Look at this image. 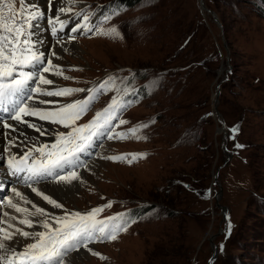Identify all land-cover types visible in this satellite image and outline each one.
Wrapping results in <instances>:
<instances>
[{"label": "rangeland", "instance_id": "rangeland-1", "mask_svg": "<svg viewBox=\"0 0 264 264\" xmlns=\"http://www.w3.org/2000/svg\"><path fill=\"white\" fill-rule=\"evenodd\" d=\"M27 3L45 8H39L45 14L60 7L55 0ZM111 5L126 8L105 25L117 26L122 38L75 33L78 38L61 50L64 75L72 79L59 78L54 88H92L110 74L125 79L135 89L127 99L137 102L123 114L128 123L116 131L148 124L140 133L147 139H104L95 155L84 157L92 162L86 172L90 179L53 197L82 213L112 202L100 219L130 213L136 222L115 241L89 245L106 260L81 249L87 259L77 255L70 264H210L215 252L213 264H264V0H76L70 24L81 9L94 12L95 21ZM45 16L38 27L47 22ZM72 26L58 35L67 38ZM46 29L48 44L36 34L33 39L51 58L55 38L51 26ZM220 83L217 110L224 126L214 116ZM113 95L99 96L78 123L90 121L94 108L101 111ZM233 128L238 129L234 138ZM122 154L144 158L131 164L100 158ZM29 195L46 210L63 214ZM217 196L226 211L217 206Z\"/></svg>", "mask_w": 264, "mask_h": 264}, {"label": "snow or ice", "instance_id": "snow-or-ice-1", "mask_svg": "<svg viewBox=\"0 0 264 264\" xmlns=\"http://www.w3.org/2000/svg\"><path fill=\"white\" fill-rule=\"evenodd\" d=\"M49 3L51 5L52 0ZM74 3L76 0H67V6L59 7L56 15L48 18L51 35L57 45L63 47L65 43L76 40L78 37L75 33L85 36L92 33L114 40L122 38L117 26L105 27L115 16L126 10L117 5L109 6L110 10L95 21L93 17L96 14L86 8L75 12L71 34L67 38L58 35L72 22L73 17H61L72 12ZM44 16L42 10L29 5L27 0H0V126L10 129L2 134L8 138L4 149L7 153L5 175L12 178L14 185L30 189L31 193L52 209H62L63 214L46 210L17 186H12V195L0 201V207L11 209L19 215H12L8 211L0 213V264H70L68 258L81 249L88 250L92 256L104 261L107 258L90 249L89 245L117 240L120 233L126 232L136 222L135 217L130 213H119L100 219L101 213L112 208V202L84 213L69 211L58 202V198L47 194V186L52 185L51 191L55 192L57 187L71 186L74 181L84 184L80 176L81 169H88L84 157L95 155L94 149L102 147L104 139L146 140L147 136L140 133L149 125L140 124L128 132L116 131L128 123L122 118L123 114L137 101L127 99L135 89H130L127 81L115 74L108 75L87 89L42 87L55 83L45 74L62 77L64 80L72 79L64 75V70L54 65L52 59L40 51L38 45L42 42L33 39L35 33L32 29L38 27L36 22ZM64 50L68 51L66 48ZM51 56L57 57V53L53 51ZM118 80L123 87L118 86ZM109 92L115 93L110 102L101 111H97L90 121L79 124L94 107L98 97ZM78 93L87 95L69 102L41 99L64 98ZM35 121L57 127L46 128L44 123ZM24 126L39 135H29ZM231 132L234 138L238 129L233 128ZM45 136L54 137V141L42 142L40 138ZM13 148H19L22 154L12 152ZM100 158L131 164L144 156L122 154ZM0 159H4V153H0ZM0 191H4L2 185ZM230 229L229 224V232Z\"/></svg>", "mask_w": 264, "mask_h": 264}, {"label": "bare ground", "instance_id": "bare-ground-1", "mask_svg": "<svg viewBox=\"0 0 264 264\" xmlns=\"http://www.w3.org/2000/svg\"><path fill=\"white\" fill-rule=\"evenodd\" d=\"M40 2H41V4H43V1L44 0H39ZM63 2V3H62ZM55 3H57V5H59L60 7H62V5L63 6H67V0H55ZM40 4V5H41ZM45 5V4H44ZM39 8H43V7H39ZM59 8V7H58ZM58 8H56V10L58 9ZM43 9H45V8H43ZM55 8H53V10H54ZM71 13H73V12H69L66 16H62L61 18L62 19H68L69 17H71L70 16V14ZM46 16H45V18H46V20L48 21V18L49 17H54V16H52V15H56L55 14V12H51V13H49V14H45ZM38 22V21H37ZM42 23H41V26L39 25V27L37 28H34V31H35V34L37 35V37H40L41 38V40H44V42H45V45L46 44H48V41L46 40V38H47V29H46V31H45V27L47 26V28H48V22H46L45 20H43V21H41ZM72 24H73V22H72ZM72 24H70L69 23V25H68V28L70 27V26H72ZM50 36V35H49ZM54 45V49H53V51H55L56 53H57V57H59V58H57V57H53V56H51V59H52V61H53V58L55 59V62H57V64L60 66V68H62L63 67V63H62V58H61V55L63 54L62 52H61V50L63 49V47H65L68 43H65L64 45H63V47H61L60 45H57L56 44V40L54 39V41L52 42ZM52 43H51V45H52ZM71 47H72V45H70ZM70 47V48H71ZM69 48V49H70ZM72 50H74V48H72ZM52 53V52H51ZM50 53V54H51ZM46 76H48V78H50V79H52L54 82H55V84H58L59 83V81H58V79L59 78H62V77H57V78H52V75H50V74H45ZM60 80V79H59ZM46 87H48V88H54V85H51V86H46ZM56 87H57V85H56ZM48 99H52V98H48ZM55 99H57L58 100V98H55ZM26 119H30V118H26ZM30 120H32V119H30ZM9 123H12V124H15V122L14 121H10ZM44 126H46V125H44ZM26 128V126H24V129ZM10 131V129H3L2 128V126H0V153H4V159H0V166L1 165H4L5 164V159H6V157H7V153L6 152H4V149H5V147L7 146V142H5L4 143V141L6 140L7 141V137H5L4 135H2L3 133H5V132H9ZM221 131V133H222V131L223 130H220ZM12 135H16V133H13ZM22 139V138H21ZM46 143V142H45ZM12 152H14V153H17V154H22V152L20 151V149L19 148H13L12 150H11ZM2 161H3V163H2ZM92 163V162H91ZM91 163H89L88 164V168L92 165ZM3 168V167H2ZM88 170V169H87ZM87 170L85 171V169H83V170H80V176H81V178L82 179H85V180H87V179H90L88 176H87ZM6 167L4 166V168L1 170L0 169V185H2L3 187H4V191H0V201H3V200H6V198L7 197H9V196H11L12 195V193H11V191H10V188L12 187V186H17L18 188H19V190L21 191V192H24L25 194H27L28 196H29V198H30V195L29 194H33L34 196H35V194L34 193H31L30 191V189H25V188H23L22 186H18V185H14V181L12 180V178L11 177H7L6 175H5V173H6ZM77 183H79V182H76V181H74L73 182V184L71 185V186H65V187H57V190L55 191V192H52L51 191V189L53 188V186L52 185H48L47 187H48V189H49V191H48V193H51L52 195H54V194H56L58 191H63V190H65V189H67L66 191L67 192H74L75 191V187H77ZM80 185V184H79ZM43 187V186H42ZM62 194V193H61ZM72 194V193H71ZM36 197V196H35ZM74 197V196H73ZM28 207V206H27ZM30 208V207H29ZM3 211H8L10 214H12V215H19V214H16V213H14V211L13 210H11V209H7V208H4V207H0V213H2ZM20 227V226H19ZM30 231H31V229H29ZM28 241H24V243H27ZM82 252H84L85 250H81ZM79 253H81L80 251L79 252H77V253H75V254H72L68 259H69V261H70V263H71V259H74L75 260V258H76V256L78 255V258L79 259H82V258H86V256L84 255V257H83V255L81 256V254H79ZM87 259V258H86ZM85 261H90V260H85ZM82 263H84V259H83V262Z\"/></svg>", "mask_w": 264, "mask_h": 264}, {"label": "water", "instance_id": "water-1", "mask_svg": "<svg viewBox=\"0 0 264 264\" xmlns=\"http://www.w3.org/2000/svg\"><path fill=\"white\" fill-rule=\"evenodd\" d=\"M200 1L202 2V0H200ZM203 9L206 10L207 12H209V13L214 17L215 22H216V23L219 25V27L222 29V26L220 25L217 16H216L212 11H210L209 9H206L204 6H203ZM221 83H222V82H221ZM221 83L216 87L217 92H216V94H215V96H214V110H215V112H214V116H215L216 119H218V120L222 123V125L224 126L223 121H222V119L220 118V113H219L218 110H217V105H218L219 96H220V91H221ZM223 128H224V127H223ZM223 128H222V129H219V130H223ZM224 132H225V131H224ZM225 135H226V134H225ZM224 149H225V146H224ZM224 151H225V150H224ZM229 158H231V155H229ZM229 161H230V159L227 161V163H228ZM217 176H218V175H216V177H215L216 181H217ZM217 206H218L220 209H222L223 211H226V209H224V207H222L221 203L219 202V196H217ZM225 216H226V214H225ZM215 248H216V247H215ZM216 256H217V253L215 252L214 255L212 256V259L210 260V264H213V262L216 260Z\"/></svg>", "mask_w": 264, "mask_h": 264}, {"label": "trees", "instance_id": "trees-1", "mask_svg": "<svg viewBox=\"0 0 264 264\" xmlns=\"http://www.w3.org/2000/svg\"><path fill=\"white\" fill-rule=\"evenodd\" d=\"M131 1H132V0H131ZM136 2H137V3H139V2H140V0H136ZM131 6H132V4H131Z\"/></svg>", "mask_w": 264, "mask_h": 264}]
</instances>
